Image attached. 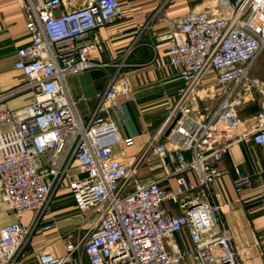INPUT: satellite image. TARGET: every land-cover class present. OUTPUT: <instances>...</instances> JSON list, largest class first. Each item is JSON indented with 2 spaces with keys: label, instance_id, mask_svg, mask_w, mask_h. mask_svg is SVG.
Wrapping results in <instances>:
<instances>
[{
  "label": "built area",
  "instance_id": "obj_1",
  "mask_svg": "<svg viewBox=\"0 0 264 264\" xmlns=\"http://www.w3.org/2000/svg\"><path fill=\"white\" fill-rule=\"evenodd\" d=\"M19 1L31 42L17 51L15 66L25 80L0 92V201L16 216L32 211L35 217L29 225L17 220L0 227V264H22V250L62 189L83 221L60 255L39 253L30 264H82L81 252L89 264H243L253 246L234 247L211 184L231 142L248 141L264 151V107L240 115L250 95L241 88L264 51V0H211L215 5L176 17L163 10L169 0L160 4L153 19L168 28L160 37L168 42L165 68L181 84L159 129L128 161L113 148L134 140L120 139L110 110L121 112L117 97L130 99V84H115L112 77L84 119L77 106L86 97H73L66 82L69 75L107 65L95 61L108 47L98 30L121 17L119 1L75 0L80 6L71 10L66 0ZM209 71L215 80L202 92L219 101L202 117L187 100L205 99L200 90ZM26 90L34 92L32 102L8 110L6 100ZM149 153L170 163L172 188L140 176ZM73 170L80 176L70 175ZM235 176L236 193L251 188L250 177L236 167ZM252 197L264 207V181ZM165 238L171 239L167 245Z\"/></svg>",
  "mask_w": 264,
  "mask_h": 264
},
{
  "label": "crops",
  "instance_id": "obj_2",
  "mask_svg": "<svg viewBox=\"0 0 264 264\" xmlns=\"http://www.w3.org/2000/svg\"><path fill=\"white\" fill-rule=\"evenodd\" d=\"M118 1L122 9L121 17L98 30V34L108 40V47L96 54L95 61L107 65L69 75L66 82L73 97H86L77 106L84 119H87L95 105V95L106 87L112 77L115 84L123 80L130 84V99L119 95L117 100L122 107L119 113L129 126L122 133L124 138L131 137L134 143L128 147L118 145L114 151L119 160L128 161L140 153L158 130L166 113V106L174 101L175 91L181 80L165 68L168 42L160 37L167 33L168 28L155 20L156 12L164 0ZM192 8L188 0H169L163 10L168 16L176 17ZM30 42L31 35L25 25L20 1L0 0V92L17 87L25 80L15 64L18 60L17 51ZM121 63L123 65L118 68L117 65ZM214 80L213 71L206 73L200 94ZM163 92L167 95L164 96ZM33 94L32 90H26L15 95L6 100V108L15 110L29 104L33 100ZM197 100L201 106L206 101L189 98L187 104L191 106ZM216 105L217 102L213 108L208 107L205 110L208 112L197 113L208 117ZM165 162L160 163L153 153H149L141 167L140 176L143 179L160 180L163 185L172 188L174 177L168 173L171 171L167 167L170 163L165 165ZM217 167L220 173L212 182L211 190L214 201L221 206V218L225 227L234 232L232 244L240 250L247 245L253 246L249 258H244L243 263L260 264L264 262V254L261 259L252 257L251 253L257 247L254 245L256 241L260 247L259 237L264 238V207L252 195L257 191L258 179L263 176L264 180V151L248 141H233L222 154ZM235 167L252 181L251 188L240 194L235 191ZM185 175L192 180L196 179L191 171ZM81 214L66 189L55 192L48 210L41 216L38 228L22 250V264H30L37 254L43 252L60 255L63 244L73 239L74 229L83 221ZM34 217L35 213L32 211L16 216L0 201V227L17 220L23 225H29ZM46 224H51V228L41 230ZM183 235L184 242L188 243L185 231Z\"/></svg>",
  "mask_w": 264,
  "mask_h": 264
},
{
  "label": "rangeland",
  "instance_id": "obj_3",
  "mask_svg": "<svg viewBox=\"0 0 264 264\" xmlns=\"http://www.w3.org/2000/svg\"><path fill=\"white\" fill-rule=\"evenodd\" d=\"M74 1L75 0H66L65 9L71 10V9H74V8H77V7L80 6V3L72 4ZM230 1L233 2L234 0H230ZM188 3L190 5V8H192V7L202 8V7L206 6V5H210V6L215 5L211 0H188ZM253 81H256V83H254V86L253 87H250L249 88V91L245 90V88L248 85H250L251 83H253ZM245 83L246 84L243 87L244 89L241 88V93H244L245 94L247 92V95H249V94L250 95L248 96L249 99L246 101V104L247 105L245 104L246 106H244L242 108L240 114L241 115H244V114L245 115H248L247 112H252V111H250V108H252L254 105L258 107L256 110L253 109L255 112L253 111L252 113L255 114V113L259 112V110H261L264 107V94H262V91H264V51L256 59L254 65H253V68L250 70L249 77H248V79L246 80ZM201 94H202V96H204V98L206 97V94L204 92H202ZM204 100H206V101L204 102L205 104L202 105V106L199 104V101L198 100H197V103L198 104L196 102L195 103L194 102L192 103L193 107H195L194 108L195 112H199V113L208 112V111H205V110H207L209 108L210 109L213 108V106H215L216 102L219 101L218 98H217V96L215 98H212V99L211 98H205ZM210 104H211V106H210ZM110 115H111V117L115 121H117V123L119 125V135H120V139H124L125 135L122 132L128 130V127H129L128 126V123L126 122V120L123 121L124 118L121 116V114L119 112H116L115 110H110ZM166 116H167V109H166V113L164 115V118H163L161 124L163 123V121H164V119H165ZM161 124L159 125V127L161 126ZM118 147L119 146L116 145L115 148H114V151ZM185 156H186V160L187 161H190L191 160V158L189 156V153H185ZM146 164H148V163L146 162ZM70 175H75L77 177L80 176V174L76 170H73L70 173ZM262 180H263V176L258 179V181H259L258 184L259 185H260V183H263L264 180L263 181ZM258 186H257V190H258ZM258 204H260V203L258 202ZM83 216L84 215L81 214V220H83ZM229 232L231 234V239L233 240L232 237H234V232H232L230 230H229ZM256 232L258 233V231H256ZM259 240H260V247L257 246L256 249L251 254H252V257H259V258L262 259V256L264 254V245H262V242H263L264 238L261 239L259 237ZM170 241H171V239L165 238L164 239L165 245H167V243H170ZM232 242L234 243V241H232ZM57 247L60 248V245H57ZM234 247H236V246H234ZM80 259H81L82 264H89L88 263V260H87V257L82 252L80 253ZM67 264H69V263H67ZM243 264H246V263H243Z\"/></svg>",
  "mask_w": 264,
  "mask_h": 264
},
{
  "label": "trees",
  "instance_id": "obj_4",
  "mask_svg": "<svg viewBox=\"0 0 264 264\" xmlns=\"http://www.w3.org/2000/svg\"><path fill=\"white\" fill-rule=\"evenodd\" d=\"M252 106H253V105H252ZM257 108H258V107L254 105L252 108H250V111L253 112V111L256 110ZM253 109H254V110H253ZM241 110H242V109H241ZM241 110H240V112H241ZM252 112H247L249 116H248V115H241V114H240V115H241L242 117L247 118V117H250V116H252V115L254 114V113H252ZM254 112H255V111H254Z\"/></svg>",
  "mask_w": 264,
  "mask_h": 264
},
{
  "label": "bare ground",
  "instance_id": "obj_5",
  "mask_svg": "<svg viewBox=\"0 0 264 264\" xmlns=\"http://www.w3.org/2000/svg\"><path fill=\"white\" fill-rule=\"evenodd\" d=\"M84 3V2H83Z\"/></svg>",
  "mask_w": 264,
  "mask_h": 264
}]
</instances>
